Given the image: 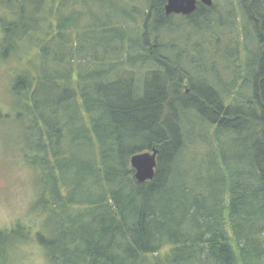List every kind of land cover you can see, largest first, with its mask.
Returning a JSON list of instances; mask_svg holds the SVG:
<instances>
[{
	"label": "trees",
	"instance_id": "1",
	"mask_svg": "<svg viewBox=\"0 0 264 264\" xmlns=\"http://www.w3.org/2000/svg\"><path fill=\"white\" fill-rule=\"evenodd\" d=\"M166 4L0 0L2 58L40 50L11 93L43 217L0 230V264L32 241L48 264H264V0ZM220 26L230 65L205 68Z\"/></svg>",
	"mask_w": 264,
	"mask_h": 264
},
{
	"label": "rangeland",
	"instance_id": "2",
	"mask_svg": "<svg viewBox=\"0 0 264 264\" xmlns=\"http://www.w3.org/2000/svg\"><path fill=\"white\" fill-rule=\"evenodd\" d=\"M8 12L6 8H0L1 14ZM218 28L220 44L224 45V50L211 54L210 51H215L216 45L213 40H210V51H206L203 55L194 53L196 60L202 58L201 66L210 68L213 61H216L219 68L223 69L228 63L226 47L230 43V37L228 32H223V27ZM184 33L185 30H180L176 35L178 39H183V43L187 36ZM235 35L236 33H233V36ZM194 41L191 40L190 45ZM39 51L32 43L27 47L21 46L18 49V55H12L8 59H3L0 55V111L5 114L0 118V230L12 228L18 221L31 225L34 232L40 228L39 226H43L42 215L33 209L38 191L34 182L36 169L24 158L25 151L29 148L28 132L24 128L27 124L17 118L14 112L16 99L11 93L13 79L20 71L29 69L35 75L36 70L40 68L36 58ZM196 66L194 65V68ZM12 264H48V260L42 247L32 241L13 251Z\"/></svg>",
	"mask_w": 264,
	"mask_h": 264
},
{
	"label": "water",
	"instance_id": "3",
	"mask_svg": "<svg viewBox=\"0 0 264 264\" xmlns=\"http://www.w3.org/2000/svg\"><path fill=\"white\" fill-rule=\"evenodd\" d=\"M199 2L207 6L214 4V0H167L166 13L189 15L197 10ZM158 152L159 150L154 148L135 153L131 157V165L135 168L138 181L144 182L154 177Z\"/></svg>",
	"mask_w": 264,
	"mask_h": 264
}]
</instances>
